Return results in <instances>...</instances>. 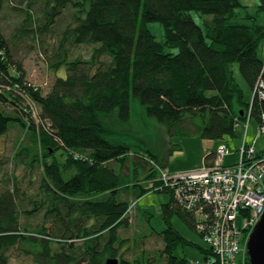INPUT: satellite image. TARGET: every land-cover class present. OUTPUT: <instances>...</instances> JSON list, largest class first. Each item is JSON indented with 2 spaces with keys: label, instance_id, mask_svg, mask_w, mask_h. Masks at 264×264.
<instances>
[{
  "label": "trees",
  "instance_id": "obj_1",
  "mask_svg": "<svg viewBox=\"0 0 264 264\" xmlns=\"http://www.w3.org/2000/svg\"><path fill=\"white\" fill-rule=\"evenodd\" d=\"M12 2V10L25 16L17 38L42 48L54 44L51 53L46 50L48 67L55 73L66 67L67 77L56 78L45 94L13 64L0 32V102L13 107L0 109V136L18 124L24 134L15 144L16 165L28 176L43 173L30 210L21 206L25 194L16 179L0 193V264H12L14 249L34 264H106L110 258L120 264H196L175 256L182 245L198 249L204 264H218L210 248L185 240L172 225L173 217L195 231L197 224L161 182L169 157L135 155L140 160L130 162L133 152L112 138L111 124L116 111L120 122L130 121L134 96L172 137L199 135L226 144V137L243 135L250 109L261 125L264 101H245L235 66L253 93L264 70V0H0V12ZM193 12L206 17L202 25ZM65 17L68 24L54 36ZM150 23L163 25L164 42L149 31ZM83 45L93 46L91 57H73ZM126 163L146 166L145 185L135 182L132 195L122 171ZM151 192L171 196L162 205L167 229L151 235L162 239L164 249L154 256L139 251L142 238H149L142 237L129 258L120 233L130 229L137 200ZM22 213H44V223L35 232L23 229Z\"/></svg>",
  "mask_w": 264,
  "mask_h": 264
},
{
  "label": "rangeland",
  "instance_id": "obj_2",
  "mask_svg": "<svg viewBox=\"0 0 264 264\" xmlns=\"http://www.w3.org/2000/svg\"><path fill=\"white\" fill-rule=\"evenodd\" d=\"M15 3H19V0ZM14 5V2L10 5L7 4L3 11L0 12V32L9 43L13 64H16L17 68L21 65L28 80L34 85L43 87V92L46 94L49 92L56 78L67 77L66 67L61 68L57 73L49 69L46 50L47 53H51L54 44L42 48L40 44L38 45V42H34L31 38L22 37L23 35H21L19 39L17 38L18 31L25 16L14 12L11 8V6ZM192 15L195 21L200 25L203 24V20L206 18L196 12H193ZM68 22L66 17L60 19L56 25L54 36L60 34ZM147 28L156 37L157 41L161 43L164 42L165 32L161 23H150L147 25ZM46 38L48 39V37ZM47 39L44 38L43 40L46 42V45L49 43ZM168 50L169 49H167V51ZM92 51L93 46L83 45L73 50L72 56L82 57L87 60L91 57ZM171 51L178 52L177 49ZM260 52L264 57V44H262ZM235 76L244 91L245 101L251 102L253 97L252 90L244 82L238 66H235ZM0 109H4L6 112H12L13 107L11 105L2 106L0 102ZM113 119L111 128L115 134L112 138L116 137V143H123L130 148L133 152L129 156L130 162L134 159L140 160V158L135 155L149 156L148 154H151L163 161L169 157V163L165 170L168 174L173 175L198 170L203 167L205 159L206 162H213L215 159V153L219 146L218 141L204 140L200 138L199 135L169 136L167 128L156 119L149 117L146 108L134 96L131 98L130 121L127 123L120 122L118 111L113 113ZM247 124V143L249 145H254L255 143L254 146L257 153L264 154V134H258V123L254 120H250L247 121L246 125ZM9 128L10 131L7 135L0 136V193L6 188L8 183L12 186L13 181L15 182L16 179V181L20 182L18 184L21 192L25 194V196H23L24 203L22 202L21 206L26 210H30L32 208L30 202L32 199L37 198L43 173L41 169H37L34 174L28 176V173L25 172L22 165H16L14 161L16 153L15 144L17 142H22L20 139L23 137L22 134L24 133H22L21 127L14 122L10 124ZM244 136L245 127L243 135L236 138L230 136L225 138V143L230 153L233 154L227 158L226 165H234L239 161L240 155L238 154V150L243 143ZM112 138H108V140L114 141ZM62 153V150L56 152L57 159L61 162L64 159L61 157ZM137 163L139 164L141 161H137ZM120 166L119 164L117 168L118 171ZM144 167L146 166L140 165L139 168L136 169L134 164L128 165V163H126L125 168L122 170L123 174L128 177L127 181L131 186L129 188L131 195L135 190L133 188L135 182H141V179L144 177L146 171ZM151 167H154V165ZM141 184L145 185L143 182H141ZM170 198L171 196L169 193L151 192L137 200L136 207L130 214V229L126 232L121 231L120 233L122 238L128 240L124 247V250L126 252L128 251L127 257L131 258L133 256L134 251L130 249H134L133 246L136 245V241L142 237L149 238H142L144 241H141L139 251L147 250L154 256L164 249L162 239L156 235H151H153V233L160 234L167 229L162 205L168 203ZM119 199L124 200L125 198L120 196ZM144 214H146V216ZM43 215L44 213H38L32 218H29L27 214L22 213V228H28L30 232H35V230L44 223ZM240 223L241 221L238 222L239 225ZM172 225L185 240L197 244L204 249H209L200 235L178 217L172 218ZM246 244L247 241L243 242L242 246L246 247ZM175 256L187 258L194 261L196 264L206 263L204 255L198 249L186 245L180 246L176 250ZM212 259L214 258L212 257ZM11 262L12 264H34L30 258L16 249L11 251Z\"/></svg>",
  "mask_w": 264,
  "mask_h": 264
},
{
  "label": "built area",
  "instance_id": "obj_3",
  "mask_svg": "<svg viewBox=\"0 0 264 264\" xmlns=\"http://www.w3.org/2000/svg\"><path fill=\"white\" fill-rule=\"evenodd\" d=\"M252 94V102L256 96L264 101V70ZM251 112L247 121L252 120ZM248 124L234 165H226L233 154L221 143L213 162L205 159L198 170L163 172L161 177L164 187L174 192L178 204L195 219L197 233L218 264H245L247 249L242 243L264 215V154L257 153L255 143H247ZM258 134H264V114Z\"/></svg>",
  "mask_w": 264,
  "mask_h": 264
},
{
  "label": "water",
  "instance_id": "obj_4",
  "mask_svg": "<svg viewBox=\"0 0 264 264\" xmlns=\"http://www.w3.org/2000/svg\"><path fill=\"white\" fill-rule=\"evenodd\" d=\"M249 264H264V215L251 232L246 245ZM106 264H120L118 259L110 258Z\"/></svg>",
  "mask_w": 264,
  "mask_h": 264
}]
</instances>
